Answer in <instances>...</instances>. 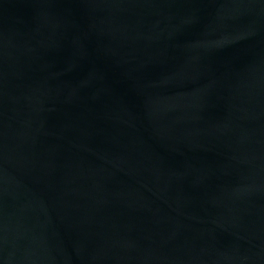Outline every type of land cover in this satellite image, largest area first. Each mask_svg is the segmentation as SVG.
I'll list each match as a JSON object with an SVG mask.
<instances>
[{
  "label": "water",
  "instance_id": "1",
  "mask_svg": "<svg viewBox=\"0 0 264 264\" xmlns=\"http://www.w3.org/2000/svg\"><path fill=\"white\" fill-rule=\"evenodd\" d=\"M0 264H264V0H0Z\"/></svg>",
  "mask_w": 264,
  "mask_h": 264
}]
</instances>
